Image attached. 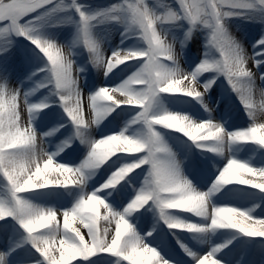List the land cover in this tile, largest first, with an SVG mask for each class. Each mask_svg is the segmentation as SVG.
<instances>
[{
	"label": "snow or ice",
	"instance_id": "1",
	"mask_svg": "<svg viewBox=\"0 0 264 264\" xmlns=\"http://www.w3.org/2000/svg\"><path fill=\"white\" fill-rule=\"evenodd\" d=\"M236 18L264 23V0H119L104 6L86 0H0V54L24 37L35 45L29 51L37 61L27 89L11 87L0 63V264H226L232 240L213 244L212 233L234 229L264 238V216L254 214L264 196L249 208L214 202L230 184L264 193V88L256 99L257 80L264 82V36L252 45L256 51L246 48L230 30ZM65 26L73 28L66 44L52 31ZM112 30L119 32L120 43L109 48ZM199 31L205 33L203 51L189 70L181 59ZM85 52L86 63L106 80L122 65L129 71L119 83L102 82L85 91V67L77 62ZM220 77L227 88L213 107L208 92ZM42 90L47 94L33 100ZM186 98L208 118H200L198 110L190 114L169 107ZM53 104L63 110L61 122L41 132L35 121ZM221 105L223 118L213 116ZM240 108L250 123L227 126ZM117 109L134 115L118 132L93 135ZM68 125L70 134L49 151L48 138ZM184 137L202 155L227 156L206 189L188 177L169 143ZM76 140L87 148L81 162L58 161ZM245 147L259 154L258 164L240 158ZM105 166L115 171L88 191L89 181ZM140 176L139 186L129 189ZM49 188H77L80 194L71 207L37 203L30 195ZM121 189L130 197L126 204ZM113 191L119 206L107 199ZM152 208L156 224L151 231L138 230L133 216H146ZM160 221L176 236L179 251L166 242L153 243ZM184 234L191 235L182 239ZM252 243L264 253V240ZM197 245L207 247L197 250Z\"/></svg>",
	"mask_w": 264,
	"mask_h": 264
},
{
	"label": "rangeland",
	"instance_id": "2",
	"mask_svg": "<svg viewBox=\"0 0 264 264\" xmlns=\"http://www.w3.org/2000/svg\"><path fill=\"white\" fill-rule=\"evenodd\" d=\"M86 2L92 4L93 6H104L113 2H119V0H86ZM155 2L156 0H150V3H155ZM230 30L234 36H236L239 40L245 43L246 47L249 46L252 48V45L256 44V42L261 38V36H264V23H256L244 18H236L230 21ZM52 31L55 32L57 39L61 43H65V44L71 40L73 34V28L70 26H65L58 29H52ZM182 32L183 29L177 30L178 38H182L181 36ZM204 39H205V33L203 31H199L196 34V36L193 38V40L190 41L187 47L184 49L183 58L181 59V65L189 69L190 68L188 66L189 64L194 63V65H196L197 63H199L200 53L203 51ZM119 43H120L119 32L112 30V35L109 41V48ZM34 47L35 45H31V42L26 40L24 37H18L16 43L13 45L12 48L9 49L8 53L0 54V63H3L5 65L7 71V79L11 87H19L22 84L23 87L27 89L33 85V82L28 80V76L31 74V72L35 70V67L37 66V61H35V58L32 57L31 52L29 51L30 48H34ZM177 50L178 51L180 50L179 44H177ZM77 62L81 66L85 67V71L81 73V75L84 77L82 86L85 89V91H95V89L102 82L108 84L119 83L120 79L124 78V76L129 71V69L124 68V66L122 65L120 69L116 70V74L111 79L106 80L102 72H98L89 63H86L87 62L86 52L82 53L77 58ZM207 75L208 74H206L205 77H207ZM216 85H219L221 87L219 93L216 94V97L219 99L220 93L225 88H227V81L224 79V77H220L217 80V83L213 85L212 89L209 90V92H211V90L212 91L215 90L214 88ZM43 94H47V90H42L36 96ZM232 98L233 100H235L237 106H239L238 103L239 101L235 99V94H232ZM189 100H191V98H186V101L178 102L175 104H169V107H172L174 111H187L190 114H194L198 110L200 113V111H202L203 108L199 105L198 106L196 105L194 107L192 103L187 102ZM122 107L126 108L128 106H122ZM178 107L180 108L183 107V109H179ZM214 107H216V105H214ZM45 111H47L48 113L50 112V114H54L55 113L54 111H56V116L53 119L56 121V124L58 122H61V113L63 110L59 107L58 104H53L50 109H46ZM117 113H120L119 117L117 116ZM237 114H239L240 116H246L242 108H240ZM133 115H134L133 112L121 113V110L117 109L116 112H113L112 115L108 119H106L104 123L100 125L99 128L93 130V135L99 138V136L108 135L110 132L113 131L118 132L120 128L123 127L124 124L129 119H131ZM85 116L86 118H90L91 114L88 110L87 113L85 112ZM64 119L66 120L67 117H65ZM204 119H206V117ZM247 121L250 123L249 120ZM35 124L37 128L40 126V123L38 124L37 121H35ZM70 131H71V125H68L66 129H61L60 132H58L55 136L49 137L48 138L49 149L50 150L55 149L56 144L60 143L61 140H63L67 135H69ZM176 136L179 137L180 134L176 133ZM184 140H187V138L184 137L183 140L169 139V143L172 145L173 149L177 152L178 158L182 160L184 168L186 170L187 169L189 170L188 172L190 173V175H188V177L192 179L197 186L200 183V181L202 184L204 183L203 184L204 186H207L208 181L204 180V178L206 179L204 172L206 168V163L209 159V155L208 153L202 155L201 149L196 148L194 145L191 144V142L185 144L183 142ZM86 152H87L86 146L81 144L79 140H76L71 146L66 148L64 152H61V154L64 155L65 157H68V159L66 160L57 159V160L63 161V163L66 164H79L81 160L84 158ZM76 153L77 154L79 153V155L75 156ZM255 154L258 158H260L259 154L257 153ZM112 171H115V168L108 169L107 166H105V168L101 169L93 177V179L89 181L88 188L92 190L93 187H98L100 184L104 183V181L108 178V176L111 174ZM138 171L139 169H137V172ZM104 174L105 177L101 179V177ZM142 179H143L142 176H140L137 179H133L130 183H128V188L131 189L133 185L138 187L139 184L142 182ZM49 189H48L49 192L45 195H38V192L30 195L32 196L33 199L36 200L37 203H42V204H47L49 206H57V207L61 206L62 201L65 199L67 202L62 207H67V206L71 207L75 199L80 194V189L76 190L77 188H65V191L62 188H49ZM121 193H123L124 196L127 197V194L123 189H121ZM69 194L70 195L72 194L71 198L70 196H68ZM262 196H264V194ZM113 197H117V192L113 191L110 198L107 197V199L110 202H113L119 206L120 199L113 201ZM260 197L257 198L258 203L260 202L259 199ZM129 198L130 197L124 198L123 203L126 204ZM143 211L144 210L142 209L141 212ZM157 220H158V213L157 210L154 208L150 209L147 212L146 216H141L137 214L132 218V222L136 225L137 229L142 230L143 232L151 231L153 225L156 224ZM153 236L158 237L156 239V242H154V244L157 245L162 244V242H166L168 243L170 248H173V246L170 245V240L174 239V241L176 242V236L172 235L171 231L167 229V225L163 224V221H160L159 226H157L156 232H153ZM186 237L187 234H184V236H182L181 238L183 239ZM227 238H228L227 240H232V244L229 245V247L232 249H238L241 243L247 244L248 249H245L243 251L247 253L244 256V258L241 260L240 254L242 252L235 256L237 257V261H239L240 263L246 260L249 252L255 251V249L258 247L255 243H252L253 240H264V238H248L240 233L234 234L233 236H229ZM102 255H107V254H102ZM259 257L264 262V253L259 254ZM93 259H95V257H93Z\"/></svg>",
	"mask_w": 264,
	"mask_h": 264
},
{
	"label": "bare ground",
	"instance_id": "3",
	"mask_svg": "<svg viewBox=\"0 0 264 264\" xmlns=\"http://www.w3.org/2000/svg\"><path fill=\"white\" fill-rule=\"evenodd\" d=\"M245 45V43H244ZM246 47V45H245ZM246 48H249L251 51H256L257 49H252L251 47L247 46ZM183 66V65H182ZM190 68L189 70H191V68H194L195 65L194 63H191L188 65ZM185 67V66H183ZM187 68V67H185ZM260 71H264V65L260 66ZM206 77H201V79H205ZM264 88V82H261L259 79L257 80V93H256V99L257 101H259L261 99L259 90ZM215 90H211V92H209L208 94V103L210 106L216 105V101L218 100V98L216 97V94L219 93V91L221 90V87L219 85H216ZM45 95V94H43ZM43 95H38L36 97H33V100L39 99L41 96ZM239 103V102H238ZM237 105V104H236ZM198 106V105H197ZM179 109H183V107H178ZM46 110V109H45ZM43 111L42 113H40L36 119V121L38 122V124L40 123V126L38 127L40 131L46 132L48 131L49 128H52L56 125V121L53 119L56 116V111H54V114H50V112L48 113L47 111ZM55 110V109H54ZM87 113V109L85 111ZM223 113V106L221 105L220 107H218L216 109L215 112L212 113L213 116H220L221 118H223L222 116ZM24 116L26 117V113L24 114ZM208 118V114L204 112V110L202 109V111H200V118ZM262 119H264V117H262ZM248 118L246 116H240L239 114L236 113V115L234 117H230L228 118V125L229 127L232 126H236V127H244L248 125ZM57 134V133H56ZM55 149H49V151H54ZM79 153L75 154V156H78ZM209 155V159L206 163V168H205V176L206 179L204 178V180L208 181V185L209 186L211 184L212 181L215 180L216 176L218 175V170L222 169L223 166L227 163V156L221 157V156H217L213 153H208ZM240 158L243 159H247V158H253L254 161L258 164L259 162V158L256 156L255 153H253L251 151L250 148L245 147L240 153H239ZM56 159H62V160H66L68 159V157H65L64 155H62L61 153L59 154V156L56 157ZM63 163V161H60ZM184 171H186V169L184 168ZM105 177V174L101 177V179ZM100 179V180H101ZM203 181V180H202ZM210 181V182H209ZM204 184V183H203ZM201 181L198 184L197 187L200 188H205L207 186H204ZM65 191V188H62ZM50 190V189H49ZM49 190H39L38 191V195H45L49 192ZM78 190V189H76ZM88 191H91L90 188L87 189ZM75 191V190H74ZM74 193V192H73ZM264 193H258V190L250 188L249 186H245V185H239V184H230V185H226L224 188L221 189L220 192L216 193V196L214 197V202L217 204H222V205H227V206H234V207H241V208H249L252 207L253 204L258 203L257 202V198L262 196ZM72 196V194L68 195ZM108 198H110V196H108ZM66 200L64 199L62 201L61 206L62 207L66 204ZM57 207V206H55ZM68 207V206H67ZM257 215L260 216H264V205L261 204V206L259 208L256 209L255 213ZM192 219L198 220V218L195 217H191ZM82 231H84L85 233H87V230L82 228ZM238 230H234V229H219L216 232L211 234V242L213 244H220V243H225L229 236H233L234 234H238ZM191 234H187V236H190ZM158 238V237H157ZM156 242L153 241V243ZM196 243V242H193ZM201 247H207V245H197V250H199V248ZM245 249L247 248V244L246 243H241L240 247L238 249H236L235 251H230V249L228 251L225 250V255L227 257H230V261H227L226 264H237V257H235L237 254L243 252ZM259 254H262L259 250V248H256L255 254L252 258V263L251 264H262V260L259 257ZM243 264V263H240Z\"/></svg>",
	"mask_w": 264,
	"mask_h": 264
}]
</instances>
